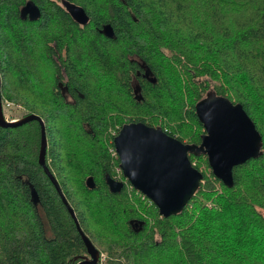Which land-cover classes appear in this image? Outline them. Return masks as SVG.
<instances>
[{"label":"trees","instance_id":"obj_1","mask_svg":"<svg viewBox=\"0 0 264 264\" xmlns=\"http://www.w3.org/2000/svg\"><path fill=\"white\" fill-rule=\"evenodd\" d=\"M26 1L0 0L1 103L13 100L23 116L42 119L45 164L82 232L106 251L104 264H264V0H69L86 11L84 26L60 0H32L39 18L21 19ZM105 24L112 38L101 32ZM208 92L242 104L262 136L261 154L234 167L233 187L223 184L218 193L212 172L201 171L195 195L169 217L128 182L111 192L105 175L125 180L111 151L122 125L141 121L199 144L205 130L195 104ZM172 115L194 119L188 132L182 124L181 134L157 125ZM40 140L36 120L0 126V264L88 257L38 163ZM88 176L94 188L86 186Z\"/></svg>","mask_w":264,"mask_h":264},{"label":"water","instance_id":"obj_2","mask_svg":"<svg viewBox=\"0 0 264 264\" xmlns=\"http://www.w3.org/2000/svg\"><path fill=\"white\" fill-rule=\"evenodd\" d=\"M60 4L77 24L84 26L89 22L82 6L69 0H60ZM19 16L21 19L36 20L40 10L32 0H27L20 8ZM101 32L110 38L114 36L110 24L103 25ZM133 93L136 100L142 98L141 87L137 82L134 83ZM195 114L205 130L199 144L184 143L160 127L149 126L141 121L125 123L113 139L123 177L154 203L162 217L182 212L199 188L203 174L193 166L190 155L206 156L213 175L224 186L231 188L234 185V167L257 158L262 152V136L242 104L234 103L226 96L209 93L196 102ZM32 120L39 122L41 130L38 163L73 218L86 248L88 257L76 264H96L99 260L98 249L82 232L75 212L45 164L47 141L42 119L36 114H28L15 121L6 120L0 96L1 127H14ZM105 182L113 193H119L125 184V181L108 174L105 175ZM85 183L88 188L95 187L91 176L86 178ZM30 195L32 202L37 204V192L32 186ZM142 223H136L139 225L137 231L141 229Z\"/></svg>","mask_w":264,"mask_h":264},{"label":"rangeland","instance_id":"obj_3","mask_svg":"<svg viewBox=\"0 0 264 264\" xmlns=\"http://www.w3.org/2000/svg\"><path fill=\"white\" fill-rule=\"evenodd\" d=\"M209 93H213V92H208L207 94H209ZM2 109H3L5 119L11 120V121H15L17 119H20L23 116V114L26 113L24 107L21 104L16 103L13 100L6 99V98L2 101ZM170 118H172V119H169L166 121V120H164V118L159 117V120L157 121V125L165 122L166 128L168 130H174L175 134H181V133H179V130L177 128L178 124H182V129L184 130V132H188L186 125L194 122V119L188 115H185L183 122L180 121L176 115H172ZM116 129H117V125L108 127V133H107L108 136L114 135V133L116 132ZM204 158H206V156H204L200 159H194L192 163L196 164L200 171H203L207 175H210V173L212 171L210 170V167H207V164L205 163ZM120 170H121L120 168L117 169L118 172H120ZM211 179L213 181V185H214L215 190L218 193H220L222 191L223 183L221 181L219 182L217 179L213 178V176H211ZM123 181L127 182L126 180H123ZM207 200L208 201H206V204L210 205L211 204L210 200L209 199H207ZM262 213L264 215V211ZM99 254H100V260L99 261H100V263L104 264L108 259V255H107L106 251L101 249V250H99Z\"/></svg>","mask_w":264,"mask_h":264},{"label":"built area","instance_id":"obj_4","mask_svg":"<svg viewBox=\"0 0 264 264\" xmlns=\"http://www.w3.org/2000/svg\"><path fill=\"white\" fill-rule=\"evenodd\" d=\"M112 152H114L115 153V150H111ZM211 170V169H210ZM213 178H215V179H217L214 175H213ZM219 182H220V180L219 179H217ZM99 260H100V254H99ZM98 260V262L100 263V261Z\"/></svg>","mask_w":264,"mask_h":264},{"label":"flooded vegetation","instance_id":"obj_5","mask_svg":"<svg viewBox=\"0 0 264 264\" xmlns=\"http://www.w3.org/2000/svg\"><path fill=\"white\" fill-rule=\"evenodd\" d=\"M67 93V91H65V94Z\"/></svg>","mask_w":264,"mask_h":264}]
</instances>
